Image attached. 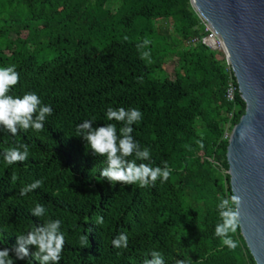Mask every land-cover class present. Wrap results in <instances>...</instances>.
<instances>
[{"label": "trees", "instance_id": "obj_1", "mask_svg": "<svg viewBox=\"0 0 264 264\" xmlns=\"http://www.w3.org/2000/svg\"><path fill=\"white\" fill-rule=\"evenodd\" d=\"M209 34L191 0H0V67L19 73L9 94L35 92L53 109L43 131L13 137L0 127V250L59 219V264H144L152 250L164 264H257L240 228L235 251L215 236L217 204L233 195L229 137L246 103L224 52L204 43ZM169 61L174 78L165 71ZM108 107L141 111L132 135L151 159L137 163L166 164L167 182L113 187L100 175L104 158L76 137V126L94 120L93 127L114 123L119 130L121 123L107 120ZM21 144L28 159L7 165L5 150ZM35 180L42 187L21 196ZM37 203L44 217L31 215ZM120 233L127 234L126 249L113 247ZM34 251L29 247L23 260L9 255L14 264H38Z\"/></svg>", "mask_w": 264, "mask_h": 264}, {"label": "clouds", "instance_id": "obj_2", "mask_svg": "<svg viewBox=\"0 0 264 264\" xmlns=\"http://www.w3.org/2000/svg\"><path fill=\"white\" fill-rule=\"evenodd\" d=\"M149 42L144 41L145 44ZM18 82L19 73L15 66L0 67V127L13 137L20 130L43 131L47 117L53 112L50 105L42 104L35 92H26L22 96L10 95L11 89ZM106 117L109 121L121 123L119 130L114 123L93 127L94 120H85L76 126V137L82 138L95 156L104 158L106 167L101 170L100 175L107 179L113 187L117 184H135L144 188L149 185L154 186L157 179H160L162 183L167 182L171 169L166 164L161 169L151 167L146 163H137V161L151 159L150 150L147 147L141 149L140 144L132 135L134 131L132 126L143 118L141 111L136 108L126 110L123 107L119 109L108 107ZM241 138L243 139V136ZM200 147L203 148L202 143ZM29 155L28 145L21 144L6 149L3 159L7 165L12 166L26 161ZM11 180L16 182L15 172L12 173ZM42 185L43 180H35L23 186L20 189V195L26 196L41 188ZM240 205L241 198L237 195L221 198L217 204L221 222L215 227V236L220 238L221 245L227 246L229 251H235L239 247V241L233 240L232 236L241 227ZM31 215L37 218L44 217L46 209L37 203L31 209ZM95 222L97 225L103 224V217H96ZM61 224L59 219H48L43 224L34 226L26 234L18 235L14 247L0 250V264H14L13 258L9 255L10 252L14 253L17 260L29 257V247L35 248L31 255L38 264H59L65 245V233L61 231ZM79 243L82 248H86L89 244L88 235H80ZM112 244L114 248L126 249L128 247L127 234L120 233L113 239ZM149 255L151 259L146 258L144 264H164L161 252L152 250ZM176 264H184V261L177 260Z\"/></svg>", "mask_w": 264, "mask_h": 264}, {"label": "water", "instance_id": "obj_3", "mask_svg": "<svg viewBox=\"0 0 264 264\" xmlns=\"http://www.w3.org/2000/svg\"><path fill=\"white\" fill-rule=\"evenodd\" d=\"M191 4L220 39L246 103L229 137L228 174L232 194L241 198V234L256 263L264 264V0Z\"/></svg>", "mask_w": 264, "mask_h": 264}, {"label": "built area", "instance_id": "obj_4", "mask_svg": "<svg viewBox=\"0 0 264 264\" xmlns=\"http://www.w3.org/2000/svg\"><path fill=\"white\" fill-rule=\"evenodd\" d=\"M202 21L206 27V31L210 33L209 36L204 39V43L214 49L217 48L218 50L223 51L222 43L218 38V36L213 32L211 26L207 24L204 20ZM234 98H235V89L233 85L230 84L227 92V99L232 102L234 101Z\"/></svg>", "mask_w": 264, "mask_h": 264}, {"label": "rangeland", "instance_id": "obj_5", "mask_svg": "<svg viewBox=\"0 0 264 264\" xmlns=\"http://www.w3.org/2000/svg\"><path fill=\"white\" fill-rule=\"evenodd\" d=\"M217 49V48H215ZM165 71L167 73V75L171 78H174V71H175V67H176V63L175 61H169L165 66Z\"/></svg>", "mask_w": 264, "mask_h": 264}]
</instances>
